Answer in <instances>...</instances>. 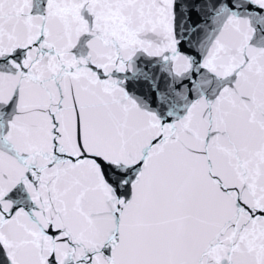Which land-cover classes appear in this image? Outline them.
<instances>
[{
    "label": "snow or ice",
    "instance_id": "1",
    "mask_svg": "<svg viewBox=\"0 0 264 264\" xmlns=\"http://www.w3.org/2000/svg\"><path fill=\"white\" fill-rule=\"evenodd\" d=\"M0 264H264V0H0Z\"/></svg>",
    "mask_w": 264,
    "mask_h": 264
}]
</instances>
